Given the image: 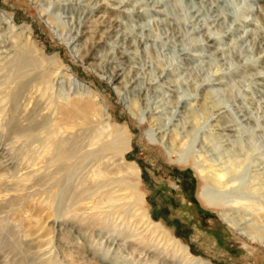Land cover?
<instances>
[{"label": "rangeland", "instance_id": "1", "mask_svg": "<svg viewBox=\"0 0 264 264\" xmlns=\"http://www.w3.org/2000/svg\"><path fill=\"white\" fill-rule=\"evenodd\" d=\"M0 264H264V0H0Z\"/></svg>", "mask_w": 264, "mask_h": 264}, {"label": "bare ground", "instance_id": "2", "mask_svg": "<svg viewBox=\"0 0 264 264\" xmlns=\"http://www.w3.org/2000/svg\"><path fill=\"white\" fill-rule=\"evenodd\" d=\"M113 70H114V69H113ZM112 73H113V72H112ZM112 73H111V74H112ZM112 76H113V75H112ZM116 77H117V75H114V76H113V78H116ZM73 116H74V115H70V113H67V114H66V117H67L68 119L73 118ZM223 131H224V130H223ZM229 131H230V126L225 127V132H229ZM201 196H202L203 198H206V199H207V197H206V195H205L204 193H202ZM209 200H210V199H209ZM215 201H216V200H215ZM215 201H214V202H215ZM234 202H235V201H234ZM211 203H212V202H211ZM248 207H249V206H248ZM248 207H247V208L245 207V209H249ZM251 207H252V206H251ZM251 207H250V209H251ZM243 209H244V208H243ZM252 209H253V208H252ZM256 210H257V209H255V210H251V211L254 213ZM223 217H224V219H226V221L228 220L227 222H229V223L231 222V221L229 220V216H227V215L224 214ZM230 224H231V223H230ZM243 225H244V224H243ZM232 227H233V226H232ZM247 228H249V227L246 226V227H244V228L241 230V232H244V233H242V236L247 237V238H249V239H250V238L252 239V237L254 238V237H256V236H257V237H259V236L261 237V234H262V233H261L260 231H259L260 234H258V233H257V234L254 233V234H253V233H251V229L249 230V229H247ZM257 237H256V238H257ZM260 237H259V238H260ZM256 238H255V239H256ZM256 240H259V239L257 238Z\"/></svg>", "mask_w": 264, "mask_h": 264}]
</instances>
